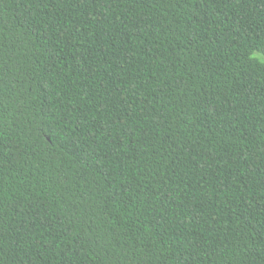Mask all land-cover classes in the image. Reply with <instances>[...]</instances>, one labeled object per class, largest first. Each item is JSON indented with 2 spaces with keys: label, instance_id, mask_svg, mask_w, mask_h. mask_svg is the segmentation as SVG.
I'll list each match as a JSON object with an SVG mask.
<instances>
[{
  "label": "trees",
  "instance_id": "trees-1",
  "mask_svg": "<svg viewBox=\"0 0 264 264\" xmlns=\"http://www.w3.org/2000/svg\"><path fill=\"white\" fill-rule=\"evenodd\" d=\"M0 264H264V0H0Z\"/></svg>",
  "mask_w": 264,
  "mask_h": 264
}]
</instances>
